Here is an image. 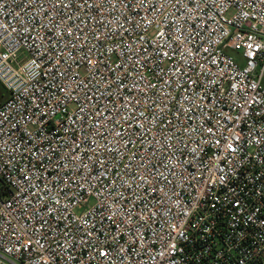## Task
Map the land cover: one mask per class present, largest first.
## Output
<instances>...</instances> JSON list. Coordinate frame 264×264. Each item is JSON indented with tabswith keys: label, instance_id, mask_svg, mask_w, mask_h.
Wrapping results in <instances>:
<instances>
[{
	"label": "built area",
	"instance_id": "built-area-1",
	"mask_svg": "<svg viewBox=\"0 0 264 264\" xmlns=\"http://www.w3.org/2000/svg\"><path fill=\"white\" fill-rule=\"evenodd\" d=\"M0 264H264V0H0Z\"/></svg>",
	"mask_w": 264,
	"mask_h": 264
},
{
	"label": "trees",
	"instance_id": "trees-1",
	"mask_svg": "<svg viewBox=\"0 0 264 264\" xmlns=\"http://www.w3.org/2000/svg\"><path fill=\"white\" fill-rule=\"evenodd\" d=\"M3 91H5V92H3ZM5 98V100L8 98V92H7V90L4 88V86L0 83V99H4ZM4 100V101H5ZM1 105V104H0Z\"/></svg>",
	"mask_w": 264,
	"mask_h": 264
},
{
	"label": "rangeland",
	"instance_id": "rangeland-1",
	"mask_svg": "<svg viewBox=\"0 0 264 264\" xmlns=\"http://www.w3.org/2000/svg\"><path fill=\"white\" fill-rule=\"evenodd\" d=\"M5 92V91H3ZM5 98L4 99H0V104H2L4 102Z\"/></svg>",
	"mask_w": 264,
	"mask_h": 264
}]
</instances>
